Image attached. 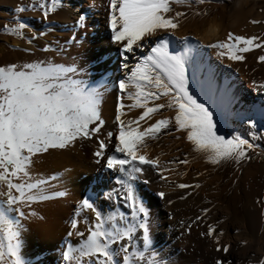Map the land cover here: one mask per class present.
Here are the masks:
<instances>
[{
	"label": "snow or ice",
	"instance_id": "obj_1",
	"mask_svg": "<svg viewBox=\"0 0 264 264\" xmlns=\"http://www.w3.org/2000/svg\"><path fill=\"white\" fill-rule=\"evenodd\" d=\"M202 4L204 0H107L106 27L111 43L118 46L119 70L123 71V78L115 81V87L119 89L120 98L126 95L132 101L127 106L129 111L133 108L141 111L135 118L122 119L126 115L125 105L118 98L114 128L107 131L104 138L100 136L105 125L103 83L83 79L85 68L74 63H56L51 58L0 64V264H31L23 251V221L37 216L36 205L66 195L52 186L53 182L63 179L61 176L43 175L39 169L40 158L54 150H66L77 142L94 139L93 158L109 173H118L115 183L119 185V188L84 196L76 203L67 237H78L79 242L64 241L61 264H165L152 238L149 208L137 193L135 182L144 173L143 166H149L162 181L175 183L166 173H175L173 164L189 163L187 158L162 161L160 156L147 154L148 142L156 140L170 127L182 132L193 152L202 154L204 161L212 166L231 163L240 166L251 159L252 150L257 147L255 143L237 132L220 134L223 118L213 107L219 108L227 89L197 61L187 37L178 38L183 45L180 51L176 50L175 40L169 39L175 36L181 19L187 14H207L193 8V5ZM174 6L185 11L176 10ZM64 7L65 0H38L26 6L38 10L45 24ZM25 10L22 6L16 8L17 13ZM88 19L87 10L81 11L73 27L87 32ZM259 22L250 21L252 24ZM51 23L52 27L46 28L48 32L55 27V21ZM3 28L15 37L23 38L25 29L32 33L20 19ZM37 35L44 37L45 31L32 33L27 42L31 43ZM80 43L75 35L65 41V45L79 46ZM63 47L54 49L45 43L41 51L56 50L59 55ZM206 47L215 50L219 58L242 62L245 53L264 47V39L228 31L224 39L210 42ZM137 50H140L139 55H136ZM129 54L135 56L134 63H128ZM102 59L97 57L96 62ZM256 59L264 62V55ZM259 88L264 90V83ZM163 98H166L165 103L158 102ZM163 109H172L174 115L154 119ZM261 119L264 120V112ZM245 122L250 128H256L254 118L247 117ZM175 186L200 188L199 183H177ZM156 196L166 198L164 191L157 192ZM178 199L184 200L185 196ZM117 200L123 202L126 211H104L105 201ZM167 204L172 205V199H167ZM210 211L204 206L198 209L191 223L186 225L181 220L183 230L187 232L192 223L207 220ZM85 213H90L91 219ZM260 216L264 217V211ZM220 223V220L207 223L206 232L200 235L210 238L217 252L228 253L230 245L221 243L224 233L217 227ZM78 225H84L85 231L79 230ZM239 243L244 245L247 241ZM215 264L225 262L217 259ZM248 264H264V255L249 260Z\"/></svg>",
	"mask_w": 264,
	"mask_h": 264
},
{
	"label": "bare ground",
	"instance_id": "obj_2",
	"mask_svg": "<svg viewBox=\"0 0 264 264\" xmlns=\"http://www.w3.org/2000/svg\"><path fill=\"white\" fill-rule=\"evenodd\" d=\"M208 1H216V8L212 12L200 16L187 14L181 19L180 27L175 30V36H169V39L175 40L176 50L180 51L183 45L178 38L187 37L197 61L206 70H210L222 88L227 89L219 108L213 107L223 118L219 125L220 134L237 132L245 135L257 145L252 150V155L261 154L259 148H264V139H261L264 136V120L261 119V113L264 112V90L259 85L264 83V62L257 61L256 57L264 55V47L251 49L245 53L244 61L235 62L226 57L219 58L216 51L206 45L217 39H224L228 31L264 39V32L253 31L249 23L251 17L263 18L264 13L254 14L257 11L256 1L252 0H229L230 9H227L224 0ZM2 7L6 6L0 5V9ZM174 7L185 11L182 7ZM8 10L10 13L16 11L14 7H8ZM85 10L89 17L87 32L73 27L78 13ZM19 16L32 29V33L45 31V36L37 35L28 43L32 33L26 32L21 38L0 32V40L8 47V52L0 54V64L51 58L56 63H74L85 68L83 79L103 83L102 118L105 125L100 136L104 138V134L112 131L115 124V106L120 98L115 81L123 78V71L119 70L121 57L118 46L111 43L106 27L107 0H65V7L51 15L47 24L40 18L38 10L22 12ZM51 21H55V27L48 32L46 28L52 27ZM2 22L4 20L0 21V30ZM5 24L10 23L7 21ZM73 35L81 41L80 45H65V41ZM45 43L54 49L60 45L64 47L57 55L56 50L41 51ZM25 48L30 51L25 52ZM139 54L140 50H137L136 55ZM129 55L128 63H134L135 56ZM97 57H102V61L97 63ZM188 74L191 76V70ZM200 98L203 100V95ZM119 102L125 105L123 111L126 115L122 119L135 118L141 111L135 108L129 111L127 106L132 101L126 95ZM158 102L165 103L166 98ZM172 115V109H163L154 119ZM247 117L255 119L256 128L247 125ZM249 132L252 135L249 136ZM95 148L96 142L93 139L77 142L66 150H54L40 158L41 174L61 176L63 179L53 182L52 186L54 190L63 191L66 195L36 205L34 210L37 216L23 221V251L25 259L30 260L31 264H61L64 241L68 240L73 244L79 242L78 237H67L69 219L76 203L84 196L119 188L115 183L118 173L111 174L96 162L92 156ZM147 154L150 157L160 156L162 161L173 158L189 160L187 165L173 164L175 173H166L169 180L175 183L162 181L160 175L149 166H143L145 171L135 182L137 193L149 208L152 238L165 264H215L217 259L225 264H248L249 260H256L258 256L264 255V217L260 216V212L264 211V191L256 190L257 184H264V163L249 159L240 166L234 163L212 166L204 161L202 154L193 152L184 134L175 131L174 127L160 134L156 140L149 141ZM181 172L183 175H178ZM144 181L148 183L145 184ZM177 183H199L200 188L180 189L175 186ZM159 191L165 192V199L156 196ZM181 195L185 196L184 200L178 199ZM167 199H172L173 204L168 205ZM100 200H103L102 196ZM204 206L211 210L207 220L192 223L190 230L185 232L180 221L184 220L186 225L191 223L198 214V209ZM102 207L104 211H126L123 202L119 200L105 201ZM85 214L91 219L90 213ZM217 220L221 222L217 227L222 228L224 233L221 243L230 245L228 253L217 252L212 240L200 235V232H206L207 223H215ZM78 227L85 231L84 225ZM240 240H246L247 244H240Z\"/></svg>",
	"mask_w": 264,
	"mask_h": 264
},
{
	"label": "rangeland",
	"instance_id": "obj_3",
	"mask_svg": "<svg viewBox=\"0 0 264 264\" xmlns=\"http://www.w3.org/2000/svg\"><path fill=\"white\" fill-rule=\"evenodd\" d=\"M36 1H38V0H0V5L6 6V7H2L0 9V21H3V20H4V22L9 21V23H10L9 25H11V24L15 23L17 19L22 20V18L19 16V13H17L16 11H15V13H10L8 10V7H14L15 9L17 8V6L25 7L26 10L23 12V13H25V12L31 11L30 9H27L26 6L28 4H35ZM252 1H256V7L255 8L257 11H255L254 14H256V12H258V14H263L264 13V0H252ZM224 4L226 5L227 9H230L231 3H229V0H224ZM193 8L200 10V11H203V12L206 11V13H208V12L210 13L216 8V1L213 2V1L207 0L202 5H193ZM253 19L260 21V22L257 24L250 23V21ZM250 21H249V23L251 24L250 26L253 28V31L264 32V16H263V18L251 17ZM4 22L1 23L2 26H1L0 32L4 33L10 37H15V36H12L9 33L5 32V30L3 28ZM26 32H28V31L25 30V34H26ZM263 38H264V36H263ZM6 52H8V47L4 42H2L0 40V54H4ZM259 151H261V154H254V155H252L251 159L254 161H259V162L264 163V148H259ZM257 185L258 186L256 187V190L258 189L257 191L263 192L264 191V184L260 183Z\"/></svg>",
	"mask_w": 264,
	"mask_h": 264
}]
</instances>
